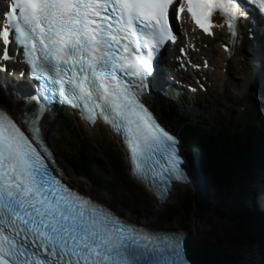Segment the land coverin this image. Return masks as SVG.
<instances>
[{"label":"snow or ice","instance_id":"6c2138e0","mask_svg":"<svg viewBox=\"0 0 264 264\" xmlns=\"http://www.w3.org/2000/svg\"><path fill=\"white\" fill-rule=\"evenodd\" d=\"M177 3L11 0L0 27V58L10 59V45L21 48L33 74L51 85L53 99L123 136L141 179L147 171L154 178L169 172L187 179L176 139L142 102L157 51L174 39L170 20L183 11ZM256 3L264 12V0ZM187 11L206 34L215 11L232 35L246 15L240 0H187ZM28 131L0 109V264H192L178 235L162 238L125 224L66 183L40 151L35 117Z\"/></svg>","mask_w":264,"mask_h":264},{"label":"trees","instance_id":"16d2710c","mask_svg":"<svg viewBox=\"0 0 264 264\" xmlns=\"http://www.w3.org/2000/svg\"><path fill=\"white\" fill-rule=\"evenodd\" d=\"M221 123L211 126L186 113L174 126L184 146L195 147L204 171L208 196L199 205L206 212L228 215L248 244L261 253L264 264V205L248 199L252 182L256 191H264V121L255 114L247 125L235 117L232 123ZM60 139V153L79 176L106 190L136 214L146 209L144 199L126 180L122 156L111 149L99 156L95 145L82 134L71 132Z\"/></svg>","mask_w":264,"mask_h":264},{"label":"bare ground","instance_id":"6f19581e","mask_svg":"<svg viewBox=\"0 0 264 264\" xmlns=\"http://www.w3.org/2000/svg\"><path fill=\"white\" fill-rule=\"evenodd\" d=\"M186 29L189 35L192 37L194 34L193 30L189 27V25L186 26ZM258 37L260 40V38H262V34L260 33ZM216 44L217 42L214 41L211 44L212 47L211 50H205L203 48L201 49V52L203 53V55H206L207 57L210 58V66L212 67V69L215 70V75H217L216 76L217 81H220V84H222L224 81H226L225 83L227 82L231 83V81L238 79L241 83H243V85H241L240 88L238 89L239 95L240 96H242V94L247 95L248 91L252 90L253 85L255 84V81L251 79V77H247V72L251 70V66L253 63V59L251 58V55L249 59L243 60L242 59V55L244 54L243 48L240 47V48H236L234 57L232 59H229L228 55L222 49L216 50L215 48ZM242 45L245 46V48L246 46L250 47L251 42L247 43L243 41ZM197 47L202 48L201 45L199 46L198 43H197ZM260 48L261 50L264 49L262 45ZM257 49L260 52L259 47ZM0 79L5 81L8 80L6 76H0ZM10 79L11 78H9V80ZM234 88L236 89V87ZM18 99L19 96L14 98L12 101H8V103L3 102V105L7 109H9L11 113H16L18 107ZM42 129L44 134L46 135L48 131L47 120L43 121ZM93 129L98 130L100 129V126L97 124ZM65 170L70 180L75 185L81 187L80 178L77 175H75L72 171L68 169ZM86 190H88L90 193L94 194L95 196L99 197L100 199L106 202L111 200L106 194L96 191L89 186L87 187ZM124 216L132 222H137V219L135 217H132L130 215H124ZM223 222L215 216L210 217L207 215L198 214L197 212V214L192 213L189 216L186 214H181L178 220L175 221L174 224L171 226H169L168 224H166L164 221L161 220H158L156 221V223H153L151 225H146L143 223L142 224L145 226H149L151 228L162 229L169 232L184 231L189 236L199 241L208 240L215 244H221L224 248L230 251L232 256L235 255L234 257L237 259L239 264H256V257L253 255V252L248 247V245L244 243L243 238L240 236V234L237 231V227L231 223L229 224L228 222H224V223Z\"/></svg>","mask_w":264,"mask_h":264},{"label":"rangeland","instance_id":"374dc122","mask_svg":"<svg viewBox=\"0 0 264 264\" xmlns=\"http://www.w3.org/2000/svg\"><path fill=\"white\" fill-rule=\"evenodd\" d=\"M206 48H207L206 50H208V47ZM209 50H211V48ZM211 75H212V86L210 87V91L208 95H211L212 97L208 95H198L197 97L193 98L190 101L189 105L191 107H194L196 105H199L200 103L203 104L201 108L199 106L197 107L199 109H203L205 114L213 113L214 110H216V114H215L216 118H219L222 115H225V114L228 115L229 113L231 114V113H234L240 110V106L243 104V101H244L243 98H245V95L243 94L242 96L239 95L238 89L240 87H237L238 83H236L235 81H231V83L224 82V84L222 85L220 84V82L214 79L217 76L215 75V72H213ZM234 87H236V89ZM221 90L223 92H221ZM223 100H226V101H223ZM215 101H216V104H215ZM247 118L251 119L249 116ZM91 134L94 136L95 141H99L102 139L106 140L105 143L108 146L109 144H111L113 147H115V149L111 148L112 150L117 152V154L122 155L121 148L119 147L118 142L111 135H108L106 131L100 130L98 134L97 133H91ZM83 180L84 179L82 178L80 179V186L82 185L85 189H87L88 187V185L86 184L87 182L86 180H84L86 182L85 183ZM133 188L138 190L137 195L139 198L141 197L142 194L144 195L143 199H144V205L146 208L145 209L146 212H140L138 214V216H141L140 218H138L137 216L129 212H126V214L135 216L138 219V221L140 220V222L146 225H151L153 223H156V221L161 220V221H164L169 226H171L174 224L175 221L178 220L181 214H186L189 216L192 213L197 214V212L198 214H203V215H207L210 217L215 216L218 219H220L222 222L224 221L230 224L228 215L217 214L216 212H213V211L206 212L205 209L199 205L198 203L199 200H196V201L194 199L192 200V198L189 195H184L179 192H176L174 193L172 199L169 200L167 204L163 205L162 207H157V205L154 203L150 195H148L138 184H133ZM110 198L112 199V197ZM192 201L194 205L191 203ZM237 231L240 234V236L243 238V240H245L244 243L248 245V247L251 249V251L253 252V255L257 258V261H258L259 257H258L257 252H255L254 249L248 244L247 240L244 238L241 231L238 229Z\"/></svg>","mask_w":264,"mask_h":264},{"label":"water","instance_id":"95a60500","mask_svg":"<svg viewBox=\"0 0 264 264\" xmlns=\"http://www.w3.org/2000/svg\"><path fill=\"white\" fill-rule=\"evenodd\" d=\"M182 251L192 264H239L228 249L208 240L199 241L193 237L188 238L185 240Z\"/></svg>","mask_w":264,"mask_h":264}]
</instances>
